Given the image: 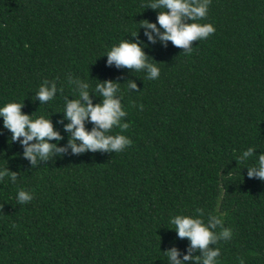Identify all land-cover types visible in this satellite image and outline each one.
I'll use <instances>...</instances> for the list:
<instances>
[{
  "label": "trees",
  "instance_id": "obj_1",
  "mask_svg": "<svg viewBox=\"0 0 264 264\" xmlns=\"http://www.w3.org/2000/svg\"><path fill=\"white\" fill-rule=\"evenodd\" d=\"M151 2L158 0H0V107L16 102L33 119H50L62 139L49 142L67 149L33 165L20 141L9 143L0 117V170L18 174L0 180V264H172L173 248L182 264H195L184 261L191 242L171 223L177 215H219L231 229L211 245L217 264H264V180L247 174L264 155V0H211L197 22L215 32L190 53L155 33L148 40L140 22L159 28L164 10ZM122 40L140 44L158 78L108 65L107 52ZM69 77L89 84L93 105L103 100L97 83L120 85L121 122L130 127L110 134L130 146L73 153L64 108L79 86ZM45 80L57 93L41 104ZM20 190L32 200L21 204Z\"/></svg>",
  "mask_w": 264,
  "mask_h": 264
},
{
  "label": "clouds",
  "instance_id": "obj_2",
  "mask_svg": "<svg viewBox=\"0 0 264 264\" xmlns=\"http://www.w3.org/2000/svg\"><path fill=\"white\" fill-rule=\"evenodd\" d=\"M210 3L211 0H158V2H151L147 5L148 8L164 9L159 11L157 17L160 27L144 20L140 22L141 28L147 30L145 35L150 42H156L153 35L155 33L165 44L171 41L176 47L185 49V53H190L193 42L207 39L215 32L212 24L197 22L206 18ZM160 28L164 30L163 33ZM132 36L137 37L138 34L134 33ZM106 55L109 66L115 64L118 68L123 67L136 71L147 69L149 79H156L160 75L159 68L156 64L148 62V57L138 42L122 40L118 46H113ZM69 83L79 86V98L68 102L64 108L66 118L70 121L65 126V131L70 133L68 147L72 149L73 153L80 154L87 151L119 153L125 147L130 146L132 141L126 136L110 134L114 127H119L122 131L130 127L128 123L121 122L122 118L126 116V112L122 109L121 99L116 98L120 85L112 81L103 84L97 83L95 90L102 94L103 100L101 104L93 105L88 83H82L71 77H69ZM127 87L137 89V85L131 82ZM56 93V82L45 80L36 92V98L41 104H46L56 97ZM23 107L24 104L16 102H10L0 107V117H3L4 128L12 133L9 143L20 141L24 147V158L30 160L33 165H36L38 158L47 161L54 153L66 152V148H59L49 142L62 139L60 133L54 130L51 120L44 116L33 119L22 112ZM85 121L94 125L91 132L86 130ZM32 141H36V143H30ZM77 141L80 143L77 144ZM252 151L249 149L244 152V157L251 156ZM237 160L242 162L240 157ZM247 174L249 178L258 177L264 180V155L259 157L258 166L248 168ZM6 176H10L11 180L15 182L18 174L9 172L8 169L0 170V180ZM17 198L23 204L30 202L33 197L28 192L20 190ZM197 211L202 212V209L197 208ZM171 223L175 226L181 239L187 238L191 242L189 255L184 256V261L194 260L195 264H217L220 251L218 248H212L211 245L217 244L220 240H228L232 236L231 229L224 227L223 220L219 215H211L208 222H205L202 216L192 218L191 216L177 215L171 219ZM195 250H199L202 256L193 257L191 253ZM166 255L172 264H182L178 259L180 253L176 248L168 251ZM240 264H244L243 258H240Z\"/></svg>",
  "mask_w": 264,
  "mask_h": 264
}]
</instances>
